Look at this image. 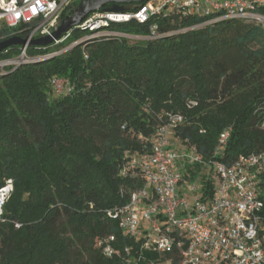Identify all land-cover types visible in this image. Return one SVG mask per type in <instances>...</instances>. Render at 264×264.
I'll return each mask as SVG.
<instances>
[{"label":"trees","instance_id":"16d2710c","mask_svg":"<svg viewBox=\"0 0 264 264\" xmlns=\"http://www.w3.org/2000/svg\"><path fill=\"white\" fill-rule=\"evenodd\" d=\"M211 19L174 15L111 25L137 39H95L0 72V188L8 180L14 187L0 221V264L158 260L141 238L124 236L108 212L126 204L136 187L120 175L125 163L150 150L170 114L184 117L176 137L196 146L206 163L230 164L264 152V29L233 20L192 29ZM153 22L164 34L157 40L148 39ZM36 25L11 28L4 22L0 41L28 39ZM183 29L191 30L170 34ZM87 34L74 29L59 48L28 46L26 54L44 57ZM22 51L11 47L0 53V62ZM57 80L67 81L62 94ZM225 130L228 147L214 158ZM186 174L201 178L204 200L212 195V166L200 164ZM110 236L117 253L108 257L98 245Z\"/></svg>","mask_w":264,"mask_h":264},{"label":"built area","instance_id":"2783aa9c","mask_svg":"<svg viewBox=\"0 0 264 264\" xmlns=\"http://www.w3.org/2000/svg\"><path fill=\"white\" fill-rule=\"evenodd\" d=\"M81 1L0 0V21L11 28L37 22L28 38L32 40L51 35L59 27L63 13L73 11ZM174 15L214 17L204 25L233 20L264 29V0H146L130 12L99 11L74 28L88 34L69 48L44 57L29 58L26 46L16 61H3L0 66L18 67L45 60L95 39H137L112 31L110 26L131 22L146 24L152 19L163 20ZM73 30L56 40L53 47L59 48ZM163 36L158 23L153 22L148 39L157 40ZM85 57L88 59V55ZM66 85L67 81L57 80L56 92L62 94ZM190 105L196 103L190 102ZM167 119L168 123L157 129L150 150L134 153L125 163L120 175L133 180L136 187L129 193L128 202L110 210L108 216L118 222L124 236L141 238L144 250L159 255V259L150 264H264L261 184L264 180V152L241 155L230 164L217 159L206 163L196 146L176 137L184 117L170 114ZM229 138L230 130L220 135L214 158L224 155ZM200 164L212 166L214 179L218 180L206 200L202 198L201 178L191 180L186 174L188 168ZM13 188V180H8L0 188V221ZM113 241L114 237L110 236L99 242L105 256L117 253L111 244Z\"/></svg>","mask_w":264,"mask_h":264},{"label":"water","instance_id":"95a60500","mask_svg":"<svg viewBox=\"0 0 264 264\" xmlns=\"http://www.w3.org/2000/svg\"><path fill=\"white\" fill-rule=\"evenodd\" d=\"M145 1L146 0H82L77 7L61 21L59 27L51 35L32 40L17 36L0 41V53L15 46L22 48L26 46L39 48L48 47L56 40L61 39L68 32L78 27L92 13L99 12L102 9L114 13L130 12ZM108 5L110 6L107 7Z\"/></svg>","mask_w":264,"mask_h":264},{"label":"rangeland","instance_id":"374dc122","mask_svg":"<svg viewBox=\"0 0 264 264\" xmlns=\"http://www.w3.org/2000/svg\"><path fill=\"white\" fill-rule=\"evenodd\" d=\"M167 11H169V9L167 10ZM3 21H0V26H2L3 25ZM204 26H206V25H203V26H200V27H204ZM200 27H196V28H200ZM16 61V60H15ZM1 65V64H0ZM5 68L3 67V66H0V72L2 71V70H4ZM97 141L99 142V143H101L102 142V138L100 137V136H98L97 137ZM216 183L218 184V180H216Z\"/></svg>","mask_w":264,"mask_h":264},{"label":"flooded vegetation","instance_id":"af4514ba","mask_svg":"<svg viewBox=\"0 0 264 264\" xmlns=\"http://www.w3.org/2000/svg\"><path fill=\"white\" fill-rule=\"evenodd\" d=\"M108 6H110V5H108Z\"/></svg>","mask_w":264,"mask_h":264}]
</instances>
